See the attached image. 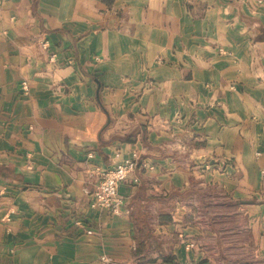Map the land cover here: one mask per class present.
<instances>
[{"label":"crops","instance_id":"crops-1","mask_svg":"<svg viewBox=\"0 0 264 264\" xmlns=\"http://www.w3.org/2000/svg\"><path fill=\"white\" fill-rule=\"evenodd\" d=\"M0 264H264V0H0Z\"/></svg>","mask_w":264,"mask_h":264},{"label":"built area","instance_id":"built-area-1","mask_svg":"<svg viewBox=\"0 0 264 264\" xmlns=\"http://www.w3.org/2000/svg\"><path fill=\"white\" fill-rule=\"evenodd\" d=\"M40 47L42 50L47 51L49 44L46 40H43L40 42ZM54 57V55H50V60H53ZM21 89L23 92L27 91V84L22 83ZM141 165L143 164L140 163L139 155L132 152L123 161L115 163L111 168L100 173V180L93 192L91 207L106 209L112 214H119L122 206L118 193L119 186ZM101 262L105 263L107 260L102 258Z\"/></svg>","mask_w":264,"mask_h":264},{"label":"trees","instance_id":"trees-1","mask_svg":"<svg viewBox=\"0 0 264 264\" xmlns=\"http://www.w3.org/2000/svg\"><path fill=\"white\" fill-rule=\"evenodd\" d=\"M98 1L104 3L108 7H110L112 3L114 2V0H98Z\"/></svg>","mask_w":264,"mask_h":264}]
</instances>
